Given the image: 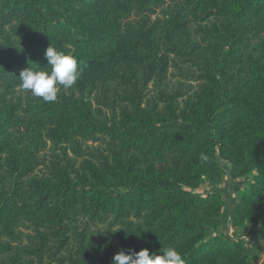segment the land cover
Listing matches in <instances>:
<instances>
[{
    "label": "trees",
    "instance_id": "obj_1",
    "mask_svg": "<svg viewBox=\"0 0 264 264\" xmlns=\"http://www.w3.org/2000/svg\"><path fill=\"white\" fill-rule=\"evenodd\" d=\"M50 44L82 69L55 102L19 80L50 70ZM175 59L196 65L205 87L148 102V83ZM116 72L128 86L118 112L98 80ZM218 158L233 177L255 170L230 223L257 226L264 243V0H0V264H24L11 242L26 226L61 263L71 234L105 231L97 259L69 249L67 262L171 246L186 264H251L242 239L210 236L223 195L196 190L222 182Z\"/></svg>",
    "mask_w": 264,
    "mask_h": 264
},
{
    "label": "rangeland",
    "instance_id": "obj_2",
    "mask_svg": "<svg viewBox=\"0 0 264 264\" xmlns=\"http://www.w3.org/2000/svg\"><path fill=\"white\" fill-rule=\"evenodd\" d=\"M161 10L157 11V16L161 17ZM133 19V18H132ZM131 19L130 23H133ZM134 26V25H132ZM170 57H174V54H170ZM127 76L132 72L128 69H124ZM164 79L159 82L151 81L148 83V87L145 88L146 99L148 102L152 103L157 101L160 94L163 95H175L176 99L174 101H183L188 95L198 93L205 87L206 80L203 79V72L199 70L196 65H192L191 62H183L182 60H177L170 62L165 69ZM121 73L116 72L113 74H105L99 77V81L106 83L107 91L115 93L118 97V101L114 105V111L118 112L122 105L126 104V99L124 98V90L128 86L122 85V79H120ZM77 87H70V89H76ZM102 88V87H100ZM64 89L61 87L60 91ZM98 98V91L93 90L90 95L91 102L97 108L96 100ZM103 111H105L103 109ZM102 142V139H100ZM88 145L92 144L91 141L87 142ZM105 143H101L103 147ZM97 145V144H95ZM71 158H75L69 153ZM218 163L224 168L225 175L223 180L219 185L213 186L209 182L205 181L196 190L198 193H210L214 190L220 191L224 199V207L222 208V214L220 216V223L214 231H210V236L222 235L227 241H234L242 239L247 247V253L252 257L251 264H264V243L262 242L260 246V241H258V227L250 224H245L242 227L233 228L230 223V216L233 210L234 201L237 200L239 195L253 183V176L256 174L255 170L252 172L241 176L233 177L229 174L228 163L218 158ZM27 227V226H26ZM26 227H18L14 229V233L18 238L17 242H11L14 245L15 253L14 257L19 258L24 262V264H69L66 259L68 257H75L71 254L67 256V250L71 249L74 253H78L77 256L80 257L81 254L89 257L87 262H92L95 258H90L94 249L98 248L104 241L109 242L113 239L111 234L105 231H95L91 234L79 236L75 233L71 234V237L66 244V250L62 251L55 257H62L64 261L53 260L52 254L56 250L51 244L43 245L38 242L33 236L34 233L27 229ZM92 230V229H91ZM90 230V231H91ZM76 235V236H75ZM81 235V234H80ZM85 236V237H84ZM115 243V242H114ZM45 248H44V247ZM88 246V249L86 248ZM257 247L262 249V255L257 254ZM87 250V251H86ZM250 261V259H249Z\"/></svg>",
    "mask_w": 264,
    "mask_h": 264
},
{
    "label": "clouds",
    "instance_id": "obj_3",
    "mask_svg": "<svg viewBox=\"0 0 264 264\" xmlns=\"http://www.w3.org/2000/svg\"><path fill=\"white\" fill-rule=\"evenodd\" d=\"M44 55L50 70H33L31 67L22 70L19 75L20 87L45 102H55L60 87H72L80 78L82 69L78 67L77 58L72 53L59 51L51 44ZM112 264H186V260L176 248L169 246L163 251L159 250V253L151 254L146 248L127 254L121 251L114 255Z\"/></svg>",
    "mask_w": 264,
    "mask_h": 264
},
{
    "label": "crops",
    "instance_id": "obj_4",
    "mask_svg": "<svg viewBox=\"0 0 264 264\" xmlns=\"http://www.w3.org/2000/svg\"><path fill=\"white\" fill-rule=\"evenodd\" d=\"M261 244H262V243H260V246H261ZM257 254L261 256V255L263 254V253H262V249H260V248L257 247Z\"/></svg>",
    "mask_w": 264,
    "mask_h": 264
}]
</instances>
